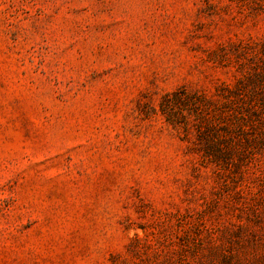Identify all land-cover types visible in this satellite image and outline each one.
I'll list each match as a JSON object with an SVG mask.
<instances>
[{
    "label": "rangeland",
    "instance_id": "1",
    "mask_svg": "<svg viewBox=\"0 0 264 264\" xmlns=\"http://www.w3.org/2000/svg\"><path fill=\"white\" fill-rule=\"evenodd\" d=\"M246 73L264 0H0V264H264V148L161 110Z\"/></svg>",
    "mask_w": 264,
    "mask_h": 264
},
{
    "label": "trees",
    "instance_id": "2",
    "mask_svg": "<svg viewBox=\"0 0 264 264\" xmlns=\"http://www.w3.org/2000/svg\"><path fill=\"white\" fill-rule=\"evenodd\" d=\"M257 76L262 82V72ZM251 80L252 77L246 73L235 86L225 84L217 88L215 95L180 88L174 91L170 100L165 99L161 110L173 124L187 129L191 125L197 126L208 143L204 151L211 161L225 160L232 154L240 157L245 150L254 153L257 142L264 148L263 136L259 139L257 135L248 137L245 144L240 140V133L255 128L259 120L264 131V86L259 89L263 93L261 101L247 99L243 95L246 84Z\"/></svg>",
    "mask_w": 264,
    "mask_h": 264
}]
</instances>
